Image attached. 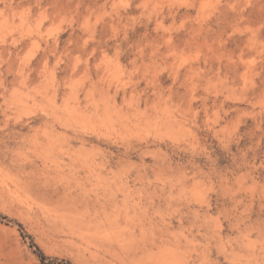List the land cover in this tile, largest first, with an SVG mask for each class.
<instances>
[{
  "label": "rangeland",
  "instance_id": "374dc122",
  "mask_svg": "<svg viewBox=\"0 0 264 264\" xmlns=\"http://www.w3.org/2000/svg\"><path fill=\"white\" fill-rule=\"evenodd\" d=\"M158 263L264 264V0H0V264Z\"/></svg>",
  "mask_w": 264,
  "mask_h": 264
},
{
  "label": "bare ground",
  "instance_id": "6f19581e",
  "mask_svg": "<svg viewBox=\"0 0 264 264\" xmlns=\"http://www.w3.org/2000/svg\"><path fill=\"white\" fill-rule=\"evenodd\" d=\"M16 259V258H15ZM18 260V259H17ZM159 264V263H158Z\"/></svg>",
  "mask_w": 264,
  "mask_h": 264
}]
</instances>
